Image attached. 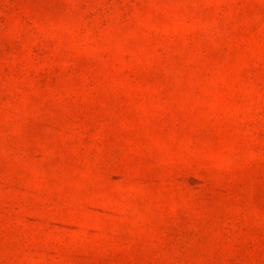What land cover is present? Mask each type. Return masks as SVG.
<instances>
[{"label": "rangeland", "instance_id": "rangeland-1", "mask_svg": "<svg viewBox=\"0 0 264 264\" xmlns=\"http://www.w3.org/2000/svg\"><path fill=\"white\" fill-rule=\"evenodd\" d=\"M0 264H264V0H0Z\"/></svg>", "mask_w": 264, "mask_h": 264}]
</instances>
